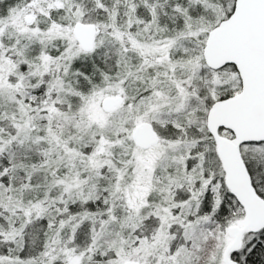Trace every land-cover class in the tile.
Returning a JSON list of instances; mask_svg holds the SVG:
<instances>
[{"label": "snow or ice", "instance_id": "snow-or-ice-1", "mask_svg": "<svg viewBox=\"0 0 264 264\" xmlns=\"http://www.w3.org/2000/svg\"><path fill=\"white\" fill-rule=\"evenodd\" d=\"M0 264H264V0H0Z\"/></svg>", "mask_w": 264, "mask_h": 264}]
</instances>
